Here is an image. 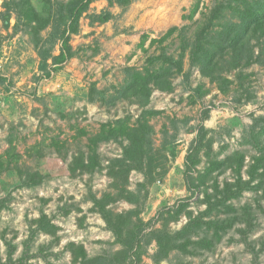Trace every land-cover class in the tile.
<instances>
[{"label":"rangeland","instance_id":"obj_1","mask_svg":"<svg viewBox=\"0 0 264 264\" xmlns=\"http://www.w3.org/2000/svg\"><path fill=\"white\" fill-rule=\"evenodd\" d=\"M20 1L0 0V264H79L70 242L83 246L88 264H264V36L249 39V64L225 51L209 75L189 58L213 8L221 12L211 42L239 23L236 3L93 0L69 34L73 54L41 69L38 49L60 47L43 19L65 26L75 0ZM157 56L181 59V69L126 88ZM259 154L260 175L225 201L233 209L205 212V193L211 203L222 196L240 158L248 181ZM41 212L54 234L35 229ZM197 218L192 242L214 237L206 221L232 223L210 248L169 247L167 236ZM134 235L135 254L126 250Z\"/></svg>","mask_w":264,"mask_h":264},{"label":"trees","instance_id":"obj_2","mask_svg":"<svg viewBox=\"0 0 264 264\" xmlns=\"http://www.w3.org/2000/svg\"><path fill=\"white\" fill-rule=\"evenodd\" d=\"M11 1L14 2V0ZM92 1L93 0H75L69 2L66 6L68 23L63 27H61L60 22L57 18H52L50 21H48V19H43V25H49L50 23L52 25H55V31L50 33V38L52 40V44L56 39H58L60 42V47L57 54L52 53V45L48 47V49H38L37 54L40 58L39 66L41 69L46 68V62L48 59H51L52 65H59L73 54L71 45L69 43V34L77 31L80 16L84 11L87 10L89 4ZM111 1L112 0H108L109 4H111ZM233 2L236 3V5L232 6V8H235L236 12H238L239 14V23L230 24V26L224 27L222 30L216 33L218 41L211 42L209 38L212 39L210 33L214 31V20L220 15L221 12V8L217 6L211 10V15L207 17L206 22L202 23L200 27L195 31L193 37L192 46L189 50V58L191 62L199 66V69L201 71L206 72L209 75L214 72L215 67L217 66L219 60L225 54V51L235 52V56L238 58V60L244 58L246 59L245 62L249 64L251 60L250 58L252 56L249 54V52L246 51L249 39L253 36H256L257 31H259V33L264 36V0H229L228 4L230 5V3ZM24 3L25 0H21L20 2L15 3V6H23ZM4 4L5 12L2 13V18L4 21V25L6 26L8 25L10 19V4L6 1ZM18 13L20 15L21 11H18ZM34 17L37 18L36 15H33V19ZM94 18L100 22H105L108 19V13L106 11L100 12ZM151 60L152 62L156 60V62L158 63H154L152 69L146 70L144 74L137 72L131 73L128 76L129 82L126 88H133L134 91H138L145 88L146 84L149 81L161 82L162 79L166 80L167 76L170 75L171 67L175 66L177 71L181 69V59H174L172 56H157L156 58H153ZM44 73L46 75H49V72L47 70H45ZM122 131L126 132L124 131V129H122ZM258 148L261 149L260 147ZM125 152L128 155V153L131 152V149H126ZM259 152L262 151L259 150ZM253 159L254 162L250 165L248 171V181L241 182V175L239 173L240 169L242 168V160L240 158L236 162L237 166L235 168V172L238 173L236 180L233 183L225 182V185L221 190L217 189L222 196L211 203L210 195L208 193H205L204 199L207 205V209H205V212H209L211 209H214L217 206L224 205L226 206L227 210L233 209L231 205H226L225 201L231 197H237L242 189H245L246 187L250 188V182L254 178H256V175H260V173L258 172L263 165V154H259ZM198 220L199 218L190 220L180 230L176 231L174 234L168 235L167 238L173 241V244L171 246L169 245V247L177 248L179 250H182L183 252H187V244H191L192 246L195 245L210 248L211 246H213V241H217L220 238L217 235L218 229H222L223 231L225 228L230 227L232 223L231 221L226 222L225 224L218 225V222H213L211 220L206 221L204 222V224L206 225L207 230H209V228L211 227L215 228V239H213L214 237L208 238L207 236H205L201 239H198L197 241L192 242V240L189 239V232H192V230H195L196 228H201V223H199ZM35 222V229L37 231L47 234L55 233L56 226L51 222V220L46 216L45 213L41 212L40 216L35 220ZM136 235L132 236V239L130 238L131 240L129 246L126 247V250H131L133 254H135V252L132 250ZM158 243L159 245L161 244L160 239L158 240ZM68 247L69 251L72 254L73 261H79V264H88L93 262L92 260L87 258L83 246L70 242L68 244ZM165 250L166 247L162 244V250L160 252H164Z\"/></svg>","mask_w":264,"mask_h":264}]
</instances>
